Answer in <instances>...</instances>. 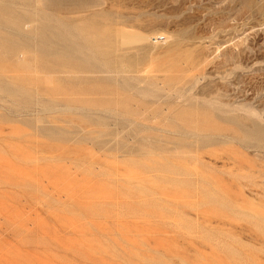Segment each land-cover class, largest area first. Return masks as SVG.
<instances>
[{
    "label": "rangeland",
    "instance_id": "rangeland-1",
    "mask_svg": "<svg viewBox=\"0 0 264 264\" xmlns=\"http://www.w3.org/2000/svg\"><path fill=\"white\" fill-rule=\"evenodd\" d=\"M0 264H264V0H0Z\"/></svg>",
    "mask_w": 264,
    "mask_h": 264
}]
</instances>
